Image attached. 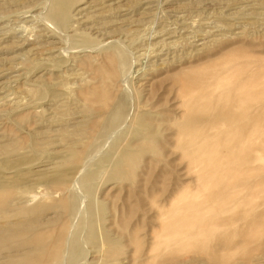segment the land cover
Listing matches in <instances>:
<instances>
[{
  "label": "rangeland",
  "instance_id": "obj_1",
  "mask_svg": "<svg viewBox=\"0 0 264 264\" xmlns=\"http://www.w3.org/2000/svg\"><path fill=\"white\" fill-rule=\"evenodd\" d=\"M25 218L55 264H264V0H0V264Z\"/></svg>",
  "mask_w": 264,
  "mask_h": 264
},
{
  "label": "bare ground",
  "instance_id": "obj_2",
  "mask_svg": "<svg viewBox=\"0 0 264 264\" xmlns=\"http://www.w3.org/2000/svg\"><path fill=\"white\" fill-rule=\"evenodd\" d=\"M81 10V9H80ZM84 10V9H83ZM242 88H244L243 86H242ZM254 88V87H253ZM241 89V88H240ZM242 90V89H241ZM234 92V91H233ZM254 92V91H253ZM256 92V94H257V91H255ZM254 92V93H255ZM243 93V92H242ZM242 93H241V96H242ZM246 93V92H245ZM248 93H249V95L251 96V98H252V93L250 94V91H248ZM230 94V93H229ZM257 95H261L260 93L259 94H257ZM240 96V98H239V101H241L240 99H242V97H244V94H243V96L241 97ZM247 96H248V94H247ZM256 96V95H255ZM221 97V96H220ZM257 98H261V96H257ZM253 99H256V97H254V95H253ZM224 100V99H223ZM244 100H246L247 101V99H246V96L244 97ZM244 100H242L241 101V105L243 106V104L242 103H244L245 104V102L246 101H244ZM250 100V99H249ZM258 100V99H257ZM257 100H255V102L257 101ZM231 101V100H230ZM248 102V101H247ZM227 103V101H225V104ZM228 104V103H227ZM239 104V105H240ZM248 104V103H247ZM246 104V105H247ZM251 104V103H250ZM249 104V105H250ZM239 107V106H238ZM249 107V106H248ZM242 108V107H241ZM241 108H240V110H241ZM245 106H244V108H243V110H245ZM224 109V108H223ZM231 110V109H230ZM247 110H248V108H247ZM246 110V111H247ZM262 110H263V108L260 110L261 111V113H262ZM246 111H245V113H246ZM227 112V111H226ZM229 112V111H228ZM241 113H244V112H242L241 111ZM232 114V113H231ZM239 115V114H238ZM242 115V114H241ZM235 116V115H234ZM242 116H241V120H242ZM233 119V118H232ZM229 120V119H228ZM236 120H239V119H236ZM258 120V119H257ZM234 121V120H233ZM259 121V120H258ZM211 123V122H210ZM232 123V122H231ZM230 123V124H231ZM259 123V122H258ZM233 124V123H232ZM246 126V125H245ZM238 129V128H237ZM256 131H257V133H258V128H256ZM262 131V129L259 131V134H260V132ZM242 136H243V133H242ZM244 136H245V134H244ZM260 136V135H259ZM247 137H248V135H247ZM194 138V137H193ZM230 139H232V138H230ZM241 139H242V137H241ZM240 139V140H241ZM243 139H244V137H243ZM248 139V138H247ZM245 140H246V136H245ZM230 141H232V140H230ZM226 142V141H225ZM241 142V141H240ZM222 143V142H221ZM220 143V144H221ZM227 143V142H226ZM219 144V145H220ZM224 145H222L221 144V146H222V149H223V147H225V145H227L228 146V143L227 144H225V143H223ZM240 144V143H239ZM242 144V143H241ZM218 145V144H217ZM238 145V144H237ZM213 146V145H212ZM212 146L210 147V149L212 148ZM241 146H243V145H241ZM215 148V147H214ZM218 148V147H217ZM237 148H239V147H237ZM237 148H235L236 150H237ZM246 148V147H245ZM250 148V147H249ZM213 149V148H212ZM211 149V150H212ZM221 148H219V150H220ZM209 150V149H208ZM214 150V149H213ZM242 150V149H241ZM213 153H214V151H212ZM232 152V151H231ZM234 152V151H233ZM218 152H216V153H214V154H217ZM220 153H221V151H220ZM235 154L232 156V157H234L235 158V155H236V152H234ZM238 153V152H237ZM239 153H240V150H239ZM241 153H243L242 151H241ZM238 155V154H237ZM242 155V154H241ZM210 156H212L211 154H210ZM229 156H231V154L229 155ZM238 157V156H237ZM243 156H241V158H242ZM233 158V159H234ZM213 157H212V159H210L211 161H213ZM232 159V158H231ZM237 159V158H236ZM238 159H240V156H239V158ZM229 160V162L227 161V163H232V161H230V159H228ZM234 161V160H233ZM243 161H244V159H243ZM207 162V161H206ZM241 163H242V161H240ZM240 163V164H241ZM209 164V163H208ZM212 164H213V162H212ZM215 165V164H214ZM237 165V164H236ZM235 165V166H236ZM242 166H243V164H242ZM233 167V166H232ZM232 167H230V168H232ZM47 168V167H46ZM68 172V171H67ZM217 171H215V174L216 175H219V173L217 174L216 173ZM214 173V172H213ZM67 174L68 173H66L65 174V172L62 174V176L61 177H63V178H65V177H67ZM233 198V197H232ZM228 202H229V200H228ZM191 211V210H190ZM61 214V213H60ZM59 215V214H58ZM38 217V216H37ZM57 217H59V216H57ZM32 218V217H31ZM192 219V218H191ZM195 219V218H194ZM44 220V219H43ZM43 220H41V221H39V219L37 218V220H34V219H29V218H27V220H26V218H25V221H19L18 223L16 222V223H14L13 225L11 224V226L14 228V230L11 232V234H26V235H30L29 237H31L29 240H28V238L25 240V245H26V251L28 250V249H30V251H29V253H27V254H30V257H29V259H31V260H34V261H37V263L36 264H55V262L58 260V256H59V254H60V249H61V245H62V238H61V231H59V229H57V230H55V232L53 233V234H48V233H46L45 231H44V227H48V225H50V223L49 222H44ZM193 220V219H192ZM197 220V219H196ZM174 221V220H173ZM178 221H181V220H178ZM183 221V220H182ZM184 221H186V220H184ZM183 221V222H184ZM183 222H181V223H183ZM174 223H175V221H174ZM172 223L173 224V226L172 227H174L175 228V224L177 223ZM186 223V222H185ZM188 224H189V222H187ZM194 223H195V220H194ZM193 223V221H192V224H194ZM9 224V223H8ZM170 224V223H169ZM171 224V225H172ZM186 224L187 225V227H189V225L191 224ZM191 224V225H192ZM180 225V228L182 229V227H181V224H179ZM190 225V227H192ZM9 226V225H8ZM44 226V227H43ZM199 226V225H198ZM171 227V226H170ZM186 227V226H185ZM184 227V228H185ZM186 227V229H190V228H187ZM12 228V229H13ZM176 228H179V227H177V224H176ZM182 229L183 230V232H180L181 233V235H182V233H184V231H185V229ZM6 229V228H5ZM181 229H179L180 231H181ZM8 230V229H7ZM204 230V229H203ZM3 231H5V230H3V227H1L0 228V234L3 232ZM187 232V231H186ZM202 232V231H201ZM179 233V232H178ZM193 233H191V235H192ZM199 234V233H198ZM178 235V234H177ZM179 236V235H178ZM183 236V235H182ZM188 236V235H187ZM190 238V237H189ZM184 239V238H183ZM187 240V239H186ZM198 240V239H197ZM200 240V239H199ZM184 241H185V239H184ZM189 241V240H188ZM181 242V241H180ZM192 243V242H191ZM195 243V242H194ZM196 243H197V241H196ZM24 250V249H23ZM28 257V256H27Z\"/></svg>",
  "mask_w": 264,
  "mask_h": 264
}]
</instances>
